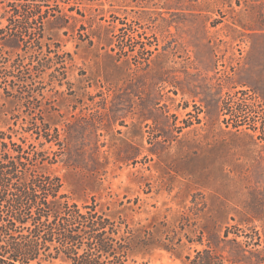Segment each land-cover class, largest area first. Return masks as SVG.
Wrapping results in <instances>:
<instances>
[{
  "label": "rangeland",
  "instance_id": "374dc122",
  "mask_svg": "<svg viewBox=\"0 0 264 264\" xmlns=\"http://www.w3.org/2000/svg\"><path fill=\"white\" fill-rule=\"evenodd\" d=\"M142 2L93 0L84 16L49 2L51 13L77 19L57 33L44 23L45 43L57 55L49 53L51 68L36 78L44 87L38 104L67 145L64 160L48 170L79 203L99 182L119 199L137 198L134 219L173 213L189 204L191 193H201L197 206L205 201L211 209L205 220H226L232 229L239 224L252 236L255 227L264 241V102L257 89H264V36L242 35L230 43L237 19H252L229 11V3L205 12L143 11L136 6ZM92 29L102 38L97 47L88 42ZM165 33L170 47L178 46L167 59L148 61L138 49L162 44ZM67 52L71 58L62 55ZM106 53L127 58L129 74ZM18 109L19 129L26 118ZM23 135L30 148H39L35 132ZM223 206L226 214L219 216ZM138 261L182 264L164 250Z\"/></svg>",
  "mask_w": 264,
  "mask_h": 264
},
{
  "label": "trees",
  "instance_id": "16d2710c",
  "mask_svg": "<svg viewBox=\"0 0 264 264\" xmlns=\"http://www.w3.org/2000/svg\"><path fill=\"white\" fill-rule=\"evenodd\" d=\"M50 1L56 5L61 1L67 11L84 16L81 11H90L92 6L88 5L93 0H0V18L6 20L0 26V264H148L138 257L154 250H164L182 264H264V241L255 227L252 236L239 224L232 229L226 220H205L211 209L205 201L198 207L196 201L204 194L191 193L189 204L173 213L166 209L161 216L154 213L134 219L140 208L134 206L138 199H119L101 186L102 177L95 180L99 182L93 188L95 193L83 203L63 190L62 177L50 172L48 165L64 160L67 145L47 109L38 104L44 87L36 78L51 68L49 53L57 55V49L45 43V21L57 33L64 27L72 28L68 21L77 16L51 13ZM236 2L237 10L231 0H143L136 6L143 11L209 12L214 4L229 3V11H241L252 19H237L240 28L230 29V43L242 35L252 39L264 36V0ZM96 31L92 29L88 41L95 47L102 40ZM104 38L111 44L108 34ZM170 43L165 33L162 44L143 45L138 51L150 62L163 61L178 46L170 47ZM63 54L71 58L70 53ZM106 55L115 64L119 61L116 67L127 66L124 74H129L127 58ZM95 58L98 61V55ZM257 89L264 102V89ZM18 107L23 108L26 118L19 129L14 120ZM33 132L38 138L36 149L23 140V134ZM224 214L223 206L219 216Z\"/></svg>",
  "mask_w": 264,
  "mask_h": 264
}]
</instances>
